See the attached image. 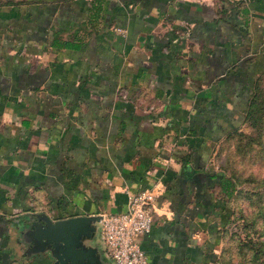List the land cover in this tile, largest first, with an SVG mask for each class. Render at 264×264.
Masks as SVG:
<instances>
[{"label": "crops", "instance_id": "0c3cea01", "mask_svg": "<svg viewBox=\"0 0 264 264\" xmlns=\"http://www.w3.org/2000/svg\"><path fill=\"white\" fill-rule=\"evenodd\" d=\"M262 74L264 0L1 5L0 264H55L20 239L30 212L119 211L151 186L147 263L213 264L230 212L210 154Z\"/></svg>", "mask_w": 264, "mask_h": 264}, {"label": "rangeland", "instance_id": "374dc122", "mask_svg": "<svg viewBox=\"0 0 264 264\" xmlns=\"http://www.w3.org/2000/svg\"><path fill=\"white\" fill-rule=\"evenodd\" d=\"M255 92L257 105L251 116L244 115L235 130L218 137L210 154L217 172L235 181L213 264H264V74ZM96 241L94 234L87 242Z\"/></svg>", "mask_w": 264, "mask_h": 264}, {"label": "water", "instance_id": "95a60500", "mask_svg": "<svg viewBox=\"0 0 264 264\" xmlns=\"http://www.w3.org/2000/svg\"><path fill=\"white\" fill-rule=\"evenodd\" d=\"M101 214H77L50 218L44 212H30L21 220L20 239L27 252L41 253L55 264H108L99 246L87 241L97 237Z\"/></svg>", "mask_w": 264, "mask_h": 264}, {"label": "built area", "instance_id": "2783aa9c", "mask_svg": "<svg viewBox=\"0 0 264 264\" xmlns=\"http://www.w3.org/2000/svg\"><path fill=\"white\" fill-rule=\"evenodd\" d=\"M158 191L137 189L128 193L124 209L101 213L96 242L108 264H148L139 237L150 229Z\"/></svg>", "mask_w": 264, "mask_h": 264}, {"label": "trees", "instance_id": "16d2710c", "mask_svg": "<svg viewBox=\"0 0 264 264\" xmlns=\"http://www.w3.org/2000/svg\"><path fill=\"white\" fill-rule=\"evenodd\" d=\"M25 1H28V0H22V1L4 0V1H0V6L1 5L16 4V3L25 2ZM257 82H258V80L254 84L252 94L250 95L248 102L246 104V107L244 109L243 117H244V115H245V117L251 116L253 109L257 105V101H256L257 98H256V92H255V90L257 89ZM235 129H236L235 126L232 127L230 130H228L226 132V134L232 130H235ZM216 184H217L219 191L222 193V195H224L226 197V199L231 198L233 196V193L235 191V181L231 175L224 174L222 172H220V173L217 172Z\"/></svg>", "mask_w": 264, "mask_h": 264}]
</instances>
